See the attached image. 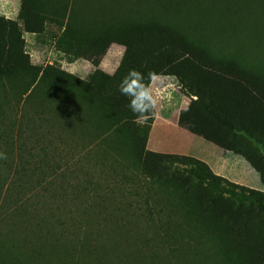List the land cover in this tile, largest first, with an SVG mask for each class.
Listing matches in <instances>:
<instances>
[{
    "label": "rangeland",
    "instance_id": "obj_1",
    "mask_svg": "<svg viewBox=\"0 0 264 264\" xmlns=\"http://www.w3.org/2000/svg\"><path fill=\"white\" fill-rule=\"evenodd\" d=\"M22 1L0 0V16L16 23L15 44L23 54L20 64L0 76V152L7 157L0 159V264H264V211L216 214L200 201L195 179L183 168L159 167V177L152 179L139 161L140 147L151 151L149 134L155 144L165 136L184 139L164 133L163 126L177 124L180 112L196 100L191 90L175 76L157 75L152 116L105 135L117 111L102 98L126 47L111 42L98 61L77 58L57 43L70 0H28L43 20L37 33L24 30ZM121 1L72 3L77 37L104 45L152 22L153 9L163 6L169 27L207 64L264 85V0H126L128 8ZM133 59L119 83L135 69ZM60 98L73 116L75 136L61 134ZM162 149L156 153L169 154ZM231 157L225 178L264 193L249 164L240 155ZM62 174L65 192L96 197L101 204L84 196L75 200L83 209L57 214L50 199L44 238L22 212L41 207L46 183ZM61 229L70 235L63 241L57 239Z\"/></svg>",
    "mask_w": 264,
    "mask_h": 264
},
{
    "label": "trees",
    "instance_id": "obj_2",
    "mask_svg": "<svg viewBox=\"0 0 264 264\" xmlns=\"http://www.w3.org/2000/svg\"><path fill=\"white\" fill-rule=\"evenodd\" d=\"M77 1H69L65 29L57 41L60 47L65 44L68 48L65 50H71L75 57L94 58L96 61L104 55L111 42H117L126 47L120 66L108 83L107 95L102 98L114 111H117L114 124L107 128L105 135H111L119 127L130 126L135 121V117L127 107V98L120 95L118 91L119 81H117L124 68L130 66V59L134 58L132 66L142 72L146 78L149 72L175 76L196 97L188 109L179 114L177 124L181 128L226 152L240 155L259 175V180L264 185V85L251 82L233 70L207 64L181 40L174 29L169 27L167 24L169 15L163 6L153 9L155 15L152 22H146L123 35H115L112 41L104 45L83 42L77 37L73 16L72 3L76 5ZM121 2L127 8L130 6L126 0ZM22 10L24 30L28 33L40 32L43 24L41 14L30 6L28 0L22 1ZM103 12L106 14L104 9ZM19 37L20 31L16 23L0 16V76L12 63L20 64L23 61V54L19 46L15 44ZM44 75L45 73L41 75L39 81H44ZM67 76L73 80L72 76ZM87 87L90 88V86ZM64 102L63 98L58 101V105L63 109L60 111L59 118V126L63 129L61 134L65 137L73 134L75 136V132H78L77 127L74 125L73 116L66 110ZM200 114H203L204 118L200 119L198 117ZM209 119L217 129L207 124L206 120ZM43 120L47 122L46 118ZM79 135L83 137L85 132L81 130ZM88 154L90 155L91 152ZM138 154L140 163L145 166L143 167L146 170L145 175L152 179L159 177L160 174L157 172L159 167H170L174 170L183 168L195 179L200 201L216 214L241 217L250 213L251 208L264 211V193L229 182L214 174L205 163L194 157L156 153L143 150V147L139 148ZM58 176L60 179L46 183L48 192L45 191V194L40 197L42 206L25 209L22 212L24 217L40 230L39 235L44 238H46V231L43 233L42 227L48 225V216L52 214L50 199L55 200L57 214H71L73 206L78 210L84 208L83 205L77 207L75 200H80L84 196L89 198L86 195L65 192L63 186H68V182L64 180L65 175ZM54 187L59 191L54 192ZM88 200L101 204L96 197L95 200L93 198ZM80 212L84 217L85 210ZM52 216L50 215L51 218ZM61 219L58 224L63 225ZM118 221L125 224L121 216ZM69 236L64 229H61L57 239L63 241Z\"/></svg>",
    "mask_w": 264,
    "mask_h": 264
},
{
    "label": "crops",
    "instance_id": "obj_3",
    "mask_svg": "<svg viewBox=\"0 0 264 264\" xmlns=\"http://www.w3.org/2000/svg\"><path fill=\"white\" fill-rule=\"evenodd\" d=\"M163 127L165 128L164 133H172L173 135L183 137L184 139H174L170 141V139H167L168 136H165L166 138H164L163 144H155L151 141V135L149 134L148 144L152 152H157L163 147L164 150H162L165 153L192 155L194 158L205 163L214 174L225 178V172L229 171L231 165L230 162L232 161L231 152H226L203 138L191 134L185 129L179 127L178 124L170 126L164 125ZM197 138H200V141H197ZM183 142L185 144H182ZM232 163H234V158Z\"/></svg>",
    "mask_w": 264,
    "mask_h": 264
},
{
    "label": "clouds",
    "instance_id": "obj_4",
    "mask_svg": "<svg viewBox=\"0 0 264 264\" xmlns=\"http://www.w3.org/2000/svg\"><path fill=\"white\" fill-rule=\"evenodd\" d=\"M156 80V73L149 72L146 78L142 72L136 69H129L127 74L120 80L118 91L120 95L127 98V107L137 122L144 123L153 114L157 92V89L153 87V83ZM6 158V154L0 152V159Z\"/></svg>",
    "mask_w": 264,
    "mask_h": 264
}]
</instances>
